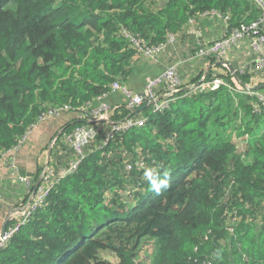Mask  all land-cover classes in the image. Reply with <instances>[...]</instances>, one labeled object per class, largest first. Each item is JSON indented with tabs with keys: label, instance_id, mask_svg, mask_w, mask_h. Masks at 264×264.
Wrapping results in <instances>:
<instances>
[{
	"label": "trees",
	"instance_id": "1",
	"mask_svg": "<svg viewBox=\"0 0 264 264\" xmlns=\"http://www.w3.org/2000/svg\"><path fill=\"white\" fill-rule=\"evenodd\" d=\"M157 3L0 0V153L17 146L49 110L88 112L114 81L124 83L138 55L122 29L157 44L205 11L228 15L230 28L253 16L249 0ZM220 76L230 88L180 92L158 112L146 106L139 112L144 126L102 147V126L93 124L99 131L90 150L0 247V264H114L106 252L118 264H134L133 250L146 237L154 239L150 264H264V134L245 164L243 152L219 133L250 134L264 110L240 89L251 84V70ZM135 115L125 106L109 111L116 121ZM231 116L239 119L235 126ZM78 120L54 136L64 161L71 150L61 134Z\"/></svg>",
	"mask_w": 264,
	"mask_h": 264
},
{
	"label": "built area",
	"instance_id": "2",
	"mask_svg": "<svg viewBox=\"0 0 264 264\" xmlns=\"http://www.w3.org/2000/svg\"><path fill=\"white\" fill-rule=\"evenodd\" d=\"M253 7V14L251 20L242 22L234 27H229L227 20L228 15L216 10L205 11L195 18L201 17H219L223 22V29L221 34L210 40L208 43L197 41V49L195 55L198 59L204 60L208 57H214L216 61L228 62L227 59L229 49L237 42H245L252 51V57L249 58L240 68L234 71L242 73L245 70H251V84L242 88V92L247 93L256 99L254 105L255 110H264V91L252 89L254 85L264 83V0H249ZM193 19L188 22L191 23ZM121 33L129 41L132 48L136 50L139 57L150 61H156L159 54L164 52L170 45L175 43V34H167L163 42L157 44H149L144 40L128 33L122 29ZM260 79V80H258ZM198 82V84H197ZM180 77L177 74V63L170 64L165 67L160 75L149 78L140 93L132 92L125 84L114 81L110 86V91H120L125 95L127 100L126 106L128 109L134 110L140 106L147 104L151 107L153 112H158L169 107L171 102L179 97V93L183 92L184 95L193 93H206L215 90L220 86L230 88V85L220 75L211 73L208 80L200 77L195 83L188 85L185 90H182ZM162 91L158 93V90ZM102 95H105L103 93ZM81 108L80 117L87 124H81L74 127L70 132H63L60 140L62 143L71 150V158L64 161V166L54 167L49 165L44 167L43 175L41 173V183L37 187H32L31 182L26 176H21L17 173L16 163L13 158L7 161V167L11 175H16L18 180L25 184V193L28 202L25 210L18 216L13 218L12 223L6 227L4 233L0 234V247L4 245L8 239L17 232L21 226L26 224L32 214L40 206L44 204L49 196L50 190L62 178L72 174L83 160L87 151L90 150L91 144L95 141L98 129L93 124L98 121H103L101 127L104 136L101 139L100 147L107 145L110 139H113L118 133L124 132L133 128H139L145 125L147 118L141 114L135 116H127L118 121H108L107 112L109 107L100 105L98 108L90 109L88 112ZM70 110L69 107H57L49 110L45 115L38 118L37 122L42 121L47 117H57L64 112ZM37 123L31 126L30 132ZM27 132V133H28ZM25 134L19 141L18 145L12 149L0 153V159L8 155H13L18 146L24 142L28 134ZM63 156V151L61 150ZM130 168V165H126ZM1 197V195H0ZM211 261H203L201 264H210Z\"/></svg>",
	"mask_w": 264,
	"mask_h": 264
},
{
	"label": "crops",
	"instance_id": "3",
	"mask_svg": "<svg viewBox=\"0 0 264 264\" xmlns=\"http://www.w3.org/2000/svg\"><path fill=\"white\" fill-rule=\"evenodd\" d=\"M157 4V0H152L154 7ZM222 29L223 22L219 17H201L193 20L191 23L187 22L175 33V43L159 54L156 61L143 59L139 56L131 59L128 72L122 80L124 82L123 84L132 92L140 93L149 78L160 75L165 67L174 63H177V74L180 77L181 83H183L182 89L196 82L197 80L194 79H197L203 72L209 71L215 75H222L229 66L233 67L234 70L240 68L241 65L252 57V51L245 42H237L229 49L227 56V59L229 58V66L215 63L218 62L216 60L214 63H210L208 58L200 60L195 55L198 40L208 43L210 40L218 37ZM92 103L95 107L100 106L101 103L109 106L107 112L108 121H115L109 118V111L111 109L120 106L128 108L126 106L127 100L125 95L120 91L114 92L108 90L105 95H101ZM135 114L138 115L139 113ZM77 119L82 120V124L88 123L81 119L79 112H64L62 116L54 120L52 117L43 119L36 124L35 129L33 128L30 131L27 139L18 146L13 155L10 154L0 159V231L5 219H8L7 226H9L12 222L11 220L25 210L29 198L26 197L25 184L21 183L16 175L9 173L7 161L13 158L16 163L17 173L21 176L28 177L31 186L37 187L41 183L42 167H45L47 158L46 151L49 147L51 149L49 163H52L49 165L58 168L64 166L66 163H64V158L61 156L60 144L56 142L54 136L63 124H72ZM98 124L103 126V121H98ZM41 127L42 135L35 137ZM262 134H264V120L261 119L257 128L250 135H253L254 142Z\"/></svg>",
	"mask_w": 264,
	"mask_h": 264
},
{
	"label": "rangeland",
	"instance_id": "4",
	"mask_svg": "<svg viewBox=\"0 0 264 264\" xmlns=\"http://www.w3.org/2000/svg\"><path fill=\"white\" fill-rule=\"evenodd\" d=\"M101 105H105V106L109 107L108 105H106L104 103H101ZM98 107H99V105L96 108H98ZM60 116H62V114L57 116V117H52V118L54 120V119H58ZM226 118H229V117L226 116ZM231 119L234 121V122H232L233 126H235L236 124L239 123V119H237L235 117L232 118V116H231ZM235 122H236V124H235ZM241 131L242 130H240L238 132L236 130L223 129L219 133L224 139L229 140L233 144H235L236 150L239 151V152H243L242 161L245 164H250L252 162L251 149H252V146H253L252 142H253V138L254 137H253V135L251 136L250 134L240 136L239 133ZM29 133L30 132H28L27 134L29 135ZM28 135H27V137H28ZM40 135H42V127L39 129V131L37 132L35 137L40 136ZM27 137H26V139H27ZM47 151H46V153H47ZM43 172H44V168L42 167V172H41L42 175H43ZM153 250H154V239L150 238V237L143 238L140 241V243L137 245L135 250H133V253H134V259H133L134 260V264H150V260H151L152 254H153ZM103 256L107 257V260H109L111 263H114V264H118L119 261H120V259L115 254H111V253L108 254L106 252L105 254H103Z\"/></svg>",
	"mask_w": 264,
	"mask_h": 264
},
{
	"label": "water",
	"instance_id": "5",
	"mask_svg": "<svg viewBox=\"0 0 264 264\" xmlns=\"http://www.w3.org/2000/svg\"><path fill=\"white\" fill-rule=\"evenodd\" d=\"M217 63H218V64L228 65V66L230 65V64H228V63H226V62H224V61H218ZM228 69H229L232 73H235L233 67H230V66H229ZM197 84H198V82H197ZM251 88H252V89H255V90L264 89V83H263V84H259V85H254V86L251 87ZM184 90H185V89H184ZM146 106H148V105H147V104H144V105H142L141 107L134 109L133 112H134V113H139V112H141ZM50 157H51V149H50V147H49V149H48V151H47V158H46L45 166L48 165V163H49V161H50ZM7 222H8V219H5V221H4V223H3V226H2V229H1V231H0V234H1V235L4 233V231H5V229H6Z\"/></svg>",
	"mask_w": 264,
	"mask_h": 264
},
{
	"label": "clouds",
	"instance_id": "6",
	"mask_svg": "<svg viewBox=\"0 0 264 264\" xmlns=\"http://www.w3.org/2000/svg\"><path fill=\"white\" fill-rule=\"evenodd\" d=\"M153 186L156 187V188H158V185H155V184H154Z\"/></svg>",
	"mask_w": 264,
	"mask_h": 264
}]
</instances>
